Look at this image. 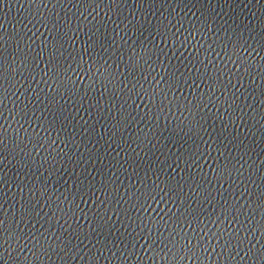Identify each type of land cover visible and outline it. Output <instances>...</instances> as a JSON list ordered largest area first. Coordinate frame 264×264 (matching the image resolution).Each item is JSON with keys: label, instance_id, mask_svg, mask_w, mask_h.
<instances>
[{"label": "snow or ice", "instance_id": "obj_1", "mask_svg": "<svg viewBox=\"0 0 264 264\" xmlns=\"http://www.w3.org/2000/svg\"><path fill=\"white\" fill-rule=\"evenodd\" d=\"M36 3L38 8L50 3L53 9L67 4L74 12H66L63 23L59 16L49 13L44 24L50 38L39 43L31 38L25 41L19 34L13 37L24 45L22 51L14 49V54L8 52L5 37L0 34V165L12 145L11 132L15 141L11 151L19 149L20 161H28L34 167L35 161L30 158L43 151L39 166L47 164L51 177L52 172L58 171L55 164L59 158L63 156L64 162L70 158L68 145L79 143L85 147L83 138L77 139V126L86 129L85 135L97 137L99 148L93 145L92 149H85L89 166L92 160L106 163L99 170L92 168L95 175L88 172V167L80 168L79 175L64 191L50 187V179L40 181L38 189L32 183L21 186L20 195L27 191L28 197L20 205L19 219L35 220L41 227L50 220L62 221L55 232L15 231L0 204V264H53V256L64 264L73 255L79 256L84 248L98 253L90 257V264H209L211 257L206 253L213 239L224 241L228 250L225 264H244L245 258L247 264H264V162L259 166L255 161L240 163L247 150L234 158L226 148L231 144L245 147L238 135L228 132L238 118H246L255 134H264V128L257 127L264 124V17L254 26L241 21L223 36L220 32H224V27L217 31L215 26L210 30L201 24L186 29L183 39L178 38L182 35L179 29L172 31L170 25L161 24L149 30L152 39L141 40L128 36L133 27L142 30L131 21L126 23L117 17L119 22H113L114 27H106L99 16L88 20L97 9L116 15L122 0ZM76 9L80 10L79 15L75 14ZM206 14L205 23L211 22L214 13ZM201 33H207V37ZM181 48H191L192 58L174 63V57L180 59L176 53ZM22 80L43 82L48 91L41 89L33 97L38 107L30 100L32 107L17 101L9 109V97L16 95L17 86L23 87ZM248 97L253 98L252 104L246 103ZM69 100L73 103L69 104ZM85 102L89 111L95 109L97 122L106 119L104 131L98 132L96 124H75L76 118L69 109ZM141 105L146 111L141 110ZM245 108L249 111L245 112ZM9 117L16 128L9 124ZM137 120H147L151 126L145 125L146 134L138 133L135 139L125 140L124 132ZM216 120L218 129L209 123ZM162 129L168 135L163 151L158 147L164 139ZM114 142L120 147L112 155ZM168 144L176 150L168 149ZM59 145L64 150L57 151ZM145 147L168 155L163 161L159 157L153 161L145 153V162L141 163L137 156ZM35 149L39 151L34 152ZM125 150L132 152V157L120 159ZM78 163H83V158ZM20 167L24 165L20 163ZM27 172L25 169L21 174ZM121 172L126 174L125 179L129 175L132 179L127 183L119 180L117 173ZM4 179L0 175V184ZM245 179L253 187L245 185L249 198L241 204L234 197L244 194L237 190ZM224 184L232 189L227 199L223 194L216 195L215 185L223 189ZM6 195L0 187V199ZM209 202L216 204L211 211L203 206ZM41 205L48 208L45 218L41 217ZM110 213L118 214L116 223ZM249 213L255 223H247ZM81 218L87 221L86 227L81 226ZM233 222L240 227L229 230ZM210 225H218L217 230L213 232ZM249 229L253 237L259 233L255 241L249 238ZM13 239L18 248L29 249L30 259L19 254L13 259L4 254L8 251L5 245ZM137 245L142 249L146 246L145 253L151 255L141 256ZM243 249L244 256L239 261L233 259V251L238 254ZM105 252L111 256L106 257Z\"/></svg>", "mask_w": 264, "mask_h": 264}, {"label": "water", "instance_id": "obj_2", "mask_svg": "<svg viewBox=\"0 0 264 264\" xmlns=\"http://www.w3.org/2000/svg\"><path fill=\"white\" fill-rule=\"evenodd\" d=\"M47 3V0H45ZM179 5V6H178ZM79 9L75 10V14L79 15ZM91 11V10H89ZM72 14L74 10L69 7L67 4L64 5L63 8L58 4L56 9H53L51 4L49 3L47 7H37L36 0H0V34H3L5 37V42L7 44V50L9 53H13V50L22 51L23 43L20 42L19 39H13V37L22 35L25 41H28L31 38V41H35L39 43L41 40H44L48 37V30L44 24V21L48 19V14L51 13L52 17H60L61 23L64 22V14L65 13ZM105 12H108L107 9H97L96 12L92 13L91 16H88V20L92 21L93 17L99 16L100 19L105 21L106 27H114L113 22L118 23L119 20H124L126 23L131 21L134 26H140L142 30H137L136 27H133V32H135V36H133V32H129L128 36L135 38H140L141 40L147 38L152 39L149 30L155 29L158 25L165 24L170 25L172 31H176L179 29L182 34L179 39H183V35H186V29L190 30L192 27H200L201 24H204L210 30L215 26L216 30L219 31L220 27H224V32H220V35L223 36L225 33H228L229 29L237 27L241 24V21L244 24H248L250 26H254L258 21H261L262 17H264V0H220L219 5L217 4V0H148L147 3L142 2V0H122L120 9L117 10L116 15H112L108 12V15H105ZM206 13H214L213 19L211 22L205 23L208 20ZM108 16H111V20L108 19ZM119 17V20L117 19ZM82 19V17H81ZM123 27V25H121ZM241 30H243L241 28ZM118 31V30H117ZM205 37H207V33H201ZM199 39V37H197ZM19 45V47H17ZM192 52L191 48L185 50L181 48L180 52L176 53V57L180 59L177 60L175 57L173 58L174 63H180L184 58L191 59L190 53ZM20 77H18L19 79ZM85 83L87 81L85 80ZM23 87L17 86L16 95L10 96L9 99L12 103L9 104V109H11L12 104H15L17 101L22 104H28L29 107H32V104L28 102L32 100L33 104L39 105L33 100V97L40 93V90L43 89L44 93H47L48 86L43 82H28L25 83L22 80ZM25 89H28L25 92ZM179 94V93H177ZM188 94V93H185ZM42 98V96H41ZM243 99V97H241ZM253 98L248 97L246 103L252 104ZM69 104H72L73 101L69 100ZM103 103V100L101 101ZM114 103V102H113ZM19 106V105H17ZM256 107H259L257 104ZM141 110L146 111L143 105H141ZM75 116V124L83 125L87 122L88 125L96 124V128L98 132L104 131V128L107 127L106 119H100L97 122L95 109L93 108L91 111L88 110L87 102L81 105L80 107L69 109ZM211 111L215 112V107L211 108ZM245 112H248L249 109L245 108ZM39 116V113L36 114ZM31 122V121H30ZM209 123H214V126L219 128V121L215 122L209 121ZM9 124L14 129L16 128V124L12 122V118L9 117ZM145 125L151 126L149 121L147 120H137L136 123L132 124L123 134L125 140H129V138L135 139L137 134H146L147 129ZM28 125H25L27 127ZM259 128H264V124L257 125ZM143 130V132H141ZM71 131V129H69ZM86 129H83L79 126L75 128V132L80 133V136L77 139L83 138L85 141V147L82 148L79 143L75 146L68 145L67 147L71 149L69 153L70 158L67 162H64V157H60V162L55 164V168L58 170L57 172H52L51 177H49L48 165L45 164L43 167H40V160L44 156L43 151H39V149L33 150L34 152L39 151V156L33 155L30 159L35 161L36 166L34 167L28 161H20V150L17 149L15 152L11 151V146H14L15 141L13 139V134L9 132V140L12 141V145L10 146V150L7 155V159L4 160V163L0 165V175L4 176L5 179L0 187L4 189L7 193L3 199H0V204L3 205V211L7 213L8 221L13 225L15 231L19 232L23 230L26 233H35L39 234L46 229L49 232H55L57 228H60V225L63 223H56L55 220H50L49 224L41 227V223H37L35 220L32 221H21L19 219V210L20 205L27 200L28 193L25 191L23 196L20 195L19 189L22 185H26L28 183L35 184L37 189L39 188V182L44 181L48 182L50 179V187L59 188L61 191L67 189L71 186L73 180L79 175V170L82 167H88V172L92 175V168L96 167L99 170L103 167V164L106 162H97L95 160L91 161V165L89 166V158L85 155V149H92V146L95 145L96 149L99 148V145L96 144L97 137L95 135L88 136L85 135ZM111 131V129H109ZM252 131L253 135H248V132ZM228 132L234 133L240 137V140L244 143V148H240L238 144L227 145V152L234 158H238L237 154L242 153L247 150V155L240 160V163H243L244 160H248L249 164L252 161L256 162V165L259 166L261 162H264V139H262V135L264 134H255V130L252 128V125L246 118H238L229 129ZM162 133L164 136L163 140H160L159 148L163 151L165 147V141L168 139L167 131L162 129ZM107 139V136L104 137ZM151 139V137H149ZM159 139V138H157ZM230 139V137H229ZM91 140L89 144L88 141ZM104 141L101 140V144ZM155 143V141H153ZM130 147H135L134 144H130ZM24 148V145L20 146ZM108 147V145H105ZM119 145L117 143L112 144L113 153L115 155L116 152L119 151ZM151 147V145H149ZM149 147L144 148V152H141L137 159L141 160V163H144V155L145 153L150 157L153 161L159 157L161 161L165 160L167 157V152H164L163 155L160 154L156 149H152L149 151ZM168 149L171 151H175L176 149L172 147L171 144L167 145ZM179 147V145H177ZM235 148V151H233ZM64 150L63 145H59L57 147V151ZM28 151V149H25ZM137 151H139L137 149ZM132 152L125 150V152L120 154V159H124L125 157H132ZM15 156V159H13ZM3 157H0L2 159ZM83 158V163H78L79 159ZM20 161L24 165V167H20ZM116 163V166L119 167V164ZM210 163V162H209ZM203 165V161H201ZM245 168H248V164L244 165ZM207 168V165H204ZM25 169H28V172L22 175L21 173L25 172ZM37 169H39L37 171ZM108 169H105L107 172ZM112 172H115V167L112 168ZM129 172L131 170L129 169ZM168 172L171 173V169H168ZM125 175L123 172L117 173V178L124 183H127L132 179L131 175L125 179ZM247 175V172L244 173ZM264 175V173H261ZM62 177V179H60ZM245 185L250 189L253 187L247 179L240 184V188L237 190L239 192L244 193L243 195H236L234 198L238 199L241 204H243L246 200H248V195L245 190ZM217 189L216 195L223 194L224 198L227 199L228 195L231 193L232 189L228 188V184H224L223 189L220 188V185H215ZM233 189H235V185H233ZM38 200V195L35 196ZM155 207V205H153ZM209 211L216 207L215 203L209 202L203 205ZM43 211L41 212V217H44V213L48 212V208L41 205ZM163 207V205H161ZM103 211V208H101ZM159 211V208L157 209ZM51 214L49 213V216ZM112 216V222L116 223L117 215L116 213H110ZM58 219V218H57ZM122 219V218H121ZM80 224L82 227L87 226V221L83 218L80 219ZM247 223H255V221L251 217V213H249V219ZM19 224V227L16 225ZM25 225H27L25 227ZM246 226V225H245ZM119 227V224H117ZM212 231L215 232L218 228V225H210ZM225 227H228V222H225ZM240 227L239 224L233 222L229 230H235ZM252 229H249V238L255 241V239L259 236V233H256V236H251ZM240 235H244V232H240ZM51 239V237H49ZM31 240H28L27 243L31 244ZM21 243H25V241H21ZM220 245V246H217ZM251 246V245H249ZM8 249L4 254L6 256H11L13 259L17 257L19 254L21 257H29L31 258V253L28 248H18L15 239L11 240L8 245H5ZM83 247V245H81ZM146 249V246H145ZM145 249L140 248L137 245L136 251L141 255H151V252L145 253ZM246 249L237 251L234 250L231 254L233 259L239 261L242 256H244V252ZM98 254L95 249H92L89 252L88 248H84V251L81 252L79 256H72L71 259H67L64 261V264H90V257ZM228 254V250L224 247L223 240L213 239L209 245L207 256L211 257L209 264H225L224 257ZM68 255V254H65ZM104 255L111 256V253L105 252ZM120 254L117 253V256ZM53 264H59L56 261V257H52ZM101 264H106L105 261H101ZM114 264V262H113ZM151 264V262H149ZM188 264H192L191 261ZM244 264H247V258H245Z\"/></svg>", "mask_w": 264, "mask_h": 264}]
</instances>
